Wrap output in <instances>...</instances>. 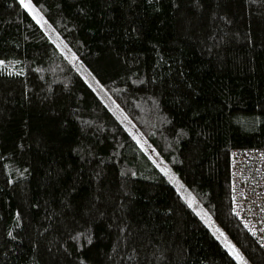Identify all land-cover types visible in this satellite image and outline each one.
<instances>
[{"label": "trees", "instance_id": "obj_1", "mask_svg": "<svg viewBox=\"0 0 264 264\" xmlns=\"http://www.w3.org/2000/svg\"><path fill=\"white\" fill-rule=\"evenodd\" d=\"M30 1L72 58L0 0V264H239L135 134L264 264L229 173L264 147V0Z\"/></svg>", "mask_w": 264, "mask_h": 264}, {"label": "built area", "instance_id": "obj_2", "mask_svg": "<svg viewBox=\"0 0 264 264\" xmlns=\"http://www.w3.org/2000/svg\"><path fill=\"white\" fill-rule=\"evenodd\" d=\"M232 210L264 250V147L229 153Z\"/></svg>", "mask_w": 264, "mask_h": 264}, {"label": "rangeland", "instance_id": "obj_3", "mask_svg": "<svg viewBox=\"0 0 264 264\" xmlns=\"http://www.w3.org/2000/svg\"><path fill=\"white\" fill-rule=\"evenodd\" d=\"M22 6L30 13V15L46 30V32L50 35V38L54 39L59 47L66 53L70 58H72L71 53H69L67 47L62 43L61 38L57 35V33L53 30V28L46 22L45 18L42 14L34 7L30 0H19ZM27 5V6H26ZM56 33V34H55ZM112 106V105H111ZM115 110V109H114ZM116 111V110H115ZM118 114V112L116 111ZM122 121L128 126V122L126 121L123 115H118ZM129 129L130 126H128ZM136 140L139 142L141 147L148 152L153 161L158 165V167L164 172V174L171 180L172 184L176 187V189L187 199L189 204L192 206L198 216L203 220L204 224L215 234L218 240L223 244L228 253L239 263V264H249L248 261L244 258L242 252L233 244V242L226 236V234L217 226V224L213 221L210 215L203 210L201 207H198L193 203L192 200L188 197L186 191H183V185L178 179V177L168 170L162 163V159L158 157L155 151L149 147L147 142L141 138L138 134H135Z\"/></svg>", "mask_w": 264, "mask_h": 264}, {"label": "snow or ice", "instance_id": "obj_4", "mask_svg": "<svg viewBox=\"0 0 264 264\" xmlns=\"http://www.w3.org/2000/svg\"><path fill=\"white\" fill-rule=\"evenodd\" d=\"M21 2L23 3V0H21ZM27 6V5H26Z\"/></svg>", "mask_w": 264, "mask_h": 264}]
</instances>
